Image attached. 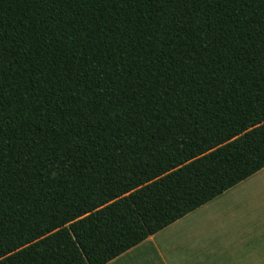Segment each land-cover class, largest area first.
<instances>
[{
    "label": "trees",
    "instance_id": "16d2710c",
    "mask_svg": "<svg viewBox=\"0 0 264 264\" xmlns=\"http://www.w3.org/2000/svg\"><path fill=\"white\" fill-rule=\"evenodd\" d=\"M0 33V264H108L264 168V0H0Z\"/></svg>",
    "mask_w": 264,
    "mask_h": 264
},
{
    "label": "crops",
    "instance_id": "0c3cea01",
    "mask_svg": "<svg viewBox=\"0 0 264 264\" xmlns=\"http://www.w3.org/2000/svg\"><path fill=\"white\" fill-rule=\"evenodd\" d=\"M108 264H264V168Z\"/></svg>",
    "mask_w": 264,
    "mask_h": 264
},
{
    "label": "snow or ice",
    "instance_id": "6c2138e0",
    "mask_svg": "<svg viewBox=\"0 0 264 264\" xmlns=\"http://www.w3.org/2000/svg\"><path fill=\"white\" fill-rule=\"evenodd\" d=\"M0 35H2V33H0ZM260 107H261V111H264V101L261 102ZM256 127L259 128L260 133L264 135V116H261L259 120L256 122ZM57 131H59V129H57ZM253 134H255V132ZM79 241H80V237L77 236L76 242H79ZM80 246L84 247L82 243L80 244ZM83 255L87 256V251H85ZM85 264H88V261H85Z\"/></svg>",
    "mask_w": 264,
    "mask_h": 264
}]
</instances>
